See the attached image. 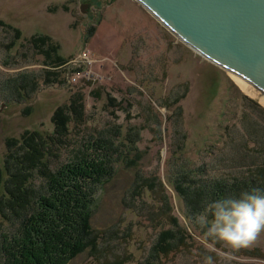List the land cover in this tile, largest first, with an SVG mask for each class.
I'll return each instance as SVG.
<instances>
[{
  "label": "rangeland",
  "instance_id": "374dc122",
  "mask_svg": "<svg viewBox=\"0 0 264 264\" xmlns=\"http://www.w3.org/2000/svg\"><path fill=\"white\" fill-rule=\"evenodd\" d=\"M37 35L59 43L67 60L58 68L61 82L43 81L47 57L32 43ZM84 51L95 58L96 79L74 84L68 79L72 65L66 63ZM23 74L39 79L29 95L17 92ZM232 75L180 40L138 0H0V167L13 139L27 131L53 132L56 110L83 90L91 121L71 123L69 150L52 163L67 161L87 131L116 124L133 167L121 166L98 192L94 227L102 234L100 251L88 250L71 264H150L158 231L142 216L149 211L143 210L144 201L163 207L165 199L161 190L135 193V181L142 174H163L180 145L192 160H209L205 151L226 143L245 117L256 120L250 98L264 108V93L234 74L248 84L244 90ZM167 189L181 222H187L183 200L171 185ZM193 238L191 250L163 255L155 264H203L204 256L213 254L201 236ZM215 248V264H264V233L248 248L233 250L223 243Z\"/></svg>",
  "mask_w": 264,
  "mask_h": 264
},
{
  "label": "trees",
  "instance_id": "16d2710c",
  "mask_svg": "<svg viewBox=\"0 0 264 264\" xmlns=\"http://www.w3.org/2000/svg\"><path fill=\"white\" fill-rule=\"evenodd\" d=\"M32 43L37 53L47 57L43 81L61 82L58 68L67 60L59 53V43L49 35L33 36ZM37 83L36 77L21 75L18 94L29 95L38 89ZM250 101L256 107V120L245 117L244 126L228 134L226 143L205 151L210 153L209 160H192L180 145L163 174L158 170L136 179L135 193L141 194L145 188L152 193L161 190L165 199L163 207L144 201L143 210L149 211L144 210L142 216L158 231L150 264L163 255L191 250L194 234L202 237L194 216L208 203L264 188V108L256 100ZM53 121V132L27 131L8 144L5 166L0 167V264H71L88 250L98 253L102 237L94 227L98 192L121 166L133 167L127 160L129 144L116 124L87 131L86 139L72 148L67 161L52 163V158L69 150L71 123L91 121L83 90L56 110ZM166 182L184 202L185 223L175 212Z\"/></svg>",
  "mask_w": 264,
  "mask_h": 264
},
{
  "label": "water",
  "instance_id": "95a60500",
  "mask_svg": "<svg viewBox=\"0 0 264 264\" xmlns=\"http://www.w3.org/2000/svg\"><path fill=\"white\" fill-rule=\"evenodd\" d=\"M138 1L194 51L264 93V0Z\"/></svg>",
  "mask_w": 264,
  "mask_h": 264
},
{
  "label": "clouds",
  "instance_id": "9594fccd",
  "mask_svg": "<svg viewBox=\"0 0 264 264\" xmlns=\"http://www.w3.org/2000/svg\"><path fill=\"white\" fill-rule=\"evenodd\" d=\"M194 221L202 230L200 243L208 253L217 251V243L233 250L248 248L264 233V188L211 201ZM203 264H215L213 256L205 255Z\"/></svg>",
  "mask_w": 264,
  "mask_h": 264
},
{
  "label": "built area",
  "instance_id": "2783aa9c",
  "mask_svg": "<svg viewBox=\"0 0 264 264\" xmlns=\"http://www.w3.org/2000/svg\"><path fill=\"white\" fill-rule=\"evenodd\" d=\"M95 58L89 51H84L78 59L69 60L66 65L71 64L72 70L68 73L70 82L78 83L86 78L88 81L96 79L93 70Z\"/></svg>",
  "mask_w": 264,
  "mask_h": 264
},
{
  "label": "bare ground",
  "instance_id": "6f19581e",
  "mask_svg": "<svg viewBox=\"0 0 264 264\" xmlns=\"http://www.w3.org/2000/svg\"><path fill=\"white\" fill-rule=\"evenodd\" d=\"M235 80H237V82L243 87V89L245 90V88H249L248 87V84L246 82H244L241 78L235 76L234 74L232 75ZM246 92L248 93H251L249 90L246 89ZM263 102H264V98H263Z\"/></svg>",
  "mask_w": 264,
  "mask_h": 264
}]
</instances>
